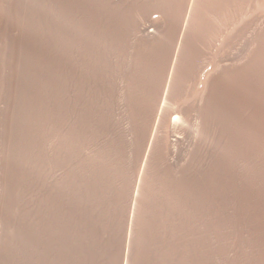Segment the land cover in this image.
I'll list each match as a JSON object with an SVG mask.
<instances>
[{"label": "rangeland", "instance_id": "374dc122", "mask_svg": "<svg viewBox=\"0 0 264 264\" xmlns=\"http://www.w3.org/2000/svg\"><path fill=\"white\" fill-rule=\"evenodd\" d=\"M0 264H264V0H0Z\"/></svg>", "mask_w": 264, "mask_h": 264}, {"label": "bare ground", "instance_id": "6f19581e", "mask_svg": "<svg viewBox=\"0 0 264 264\" xmlns=\"http://www.w3.org/2000/svg\"><path fill=\"white\" fill-rule=\"evenodd\" d=\"M205 89V88H204ZM203 93V92H202Z\"/></svg>", "mask_w": 264, "mask_h": 264}]
</instances>
